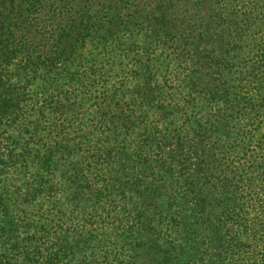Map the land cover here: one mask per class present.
I'll use <instances>...</instances> for the list:
<instances>
[{"label":"trees","instance_id":"16d2710c","mask_svg":"<svg viewBox=\"0 0 264 264\" xmlns=\"http://www.w3.org/2000/svg\"><path fill=\"white\" fill-rule=\"evenodd\" d=\"M0 264H264V0H0Z\"/></svg>","mask_w":264,"mask_h":264}]
</instances>
